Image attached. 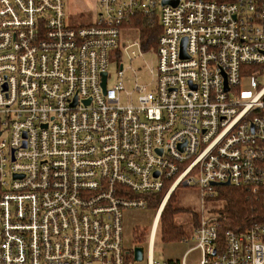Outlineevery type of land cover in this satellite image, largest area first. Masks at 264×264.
<instances>
[{"label": "built area", "instance_id": "obj_1", "mask_svg": "<svg viewBox=\"0 0 264 264\" xmlns=\"http://www.w3.org/2000/svg\"><path fill=\"white\" fill-rule=\"evenodd\" d=\"M85 1L0 0V264H264V222L221 236L206 210L217 187L264 190V86L241 100L264 77V0ZM137 16L162 29L155 84L124 96ZM181 186L202 198L191 248L157 259L155 235L130 261L124 212Z\"/></svg>", "mask_w": 264, "mask_h": 264}, {"label": "rangeland", "instance_id": "obj_2", "mask_svg": "<svg viewBox=\"0 0 264 264\" xmlns=\"http://www.w3.org/2000/svg\"><path fill=\"white\" fill-rule=\"evenodd\" d=\"M85 2H87V0ZM72 11L73 16L69 18V21L74 27L91 24L96 16V7L89 6L85 3H73ZM127 33L128 34H126V36L134 39L135 41H139L137 38L138 32L136 30L131 29ZM134 51H136L137 54H140L139 49L131 50L128 53L129 56L123 51L122 64L124 65L125 70L123 82L126 89L124 96H126L127 93H133L135 91L136 85L146 87L149 91H151L153 90L155 84V78L151 73V70L156 68L158 62L155 51L152 50L150 52H146L142 58H137L131 61L130 55H132V52ZM118 71V63L116 59L112 57L109 69L111 85L119 80ZM257 82L261 85V87H263L264 77H258L257 81L251 78L242 79V101L249 102L254 98L257 93L255 88ZM133 96L134 98H137L138 94L134 93ZM178 195L183 208L189 210L191 214L202 213V198L199 189L195 187H181L178 191ZM170 197L168 199L165 197L162 198L159 206L156 209H151L149 206H147V208L142 210L133 209L124 212L125 246L126 251L130 253V261H133V250L136 247L133 238V230L138 227L140 231L144 233V240L141 247L144 249V254L146 256L148 252V244L152 238L156 217H158L159 214L162 215L163 210L170 200ZM211 208H213L211 203H207L206 210L211 213ZM191 218L192 217L190 214L187 213L186 215L179 218L178 221L190 229ZM155 235V257L157 259L161 258L162 260L180 261L192 246L191 243L186 242L170 244L163 243L160 240L161 235L159 231V224Z\"/></svg>", "mask_w": 264, "mask_h": 264}, {"label": "trees", "instance_id": "obj_3", "mask_svg": "<svg viewBox=\"0 0 264 264\" xmlns=\"http://www.w3.org/2000/svg\"><path fill=\"white\" fill-rule=\"evenodd\" d=\"M132 23L130 27L138 32L137 38L141 41V50L146 53L155 49L158 38L162 34L161 27L156 22L140 16L135 17ZM247 68L250 70L258 69L257 67ZM181 187L171 195L158 223L160 240L166 244L188 241L192 238L200 223L201 214H191L189 210L181 206L178 195ZM167 190L165 188L158 194L145 195L147 206L156 209L162 198L166 196ZM207 202L213 206L211 213L218 217L221 236H224V233L228 230L243 233L251 226L264 222V190L257 195H253L243 189L217 187L216 195L208 199ZM187 213L192 217L190 229L178 221ZM133 238L135 248L141 247L144 233L136 227L133 230Z\"/></svg>", "mask_w": 264, "mask_h": 264}, {"label": "water", "instance_id": "obj_4", "mask_svg": "<svg viewBox=\"0 0 264 264\" xmlns=\"http://www.w3.org/2000/svg\"><path fill=\"white\" fill-rule=\"evenodd\" d=\"M165 4V3H164ZM185 48V45H184ZM104 79H103V90L106 92L107 89V74H104ZM226 91H228V88L226 87ZM224 186H229V183L225 184ZM134 254H135V261L136 262H142L143 261V248L137 247L134 249Z\"/></svg>", "mask_w": 264, "mask_h": 264}, {"label": "bare ground", "instance_id": "obj_5", "mask_svg": "<svg viewBox=\"0 0 264 264\" xmlns=\"http://www.w3.org/2000/svg\"><path fill=\"white\" fill-rule=\"evenodd\" d=\"M160 216H161V214H159L158 217H156V221L154 222L153 233H152V238H151L152 243H154V240H155V234H156V230L158 228Z\"/></svg>", "mask_w": 264, "mask_h": 264}]
</instances>
